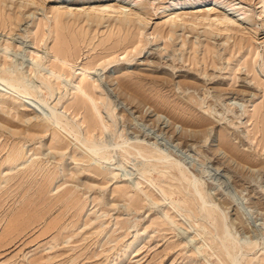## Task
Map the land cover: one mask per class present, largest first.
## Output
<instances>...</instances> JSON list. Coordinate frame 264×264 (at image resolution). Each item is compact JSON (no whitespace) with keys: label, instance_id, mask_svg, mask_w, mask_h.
Instances as JSON below:
<instances>
[{"label":"rangeland","instance_id":"rangeland-1","mask_svg":"<svg viewBox=\"0 0 264 264\" xmlns=\"http://www.w3.org/2000/svg\"><path fill=\"white\" fill-rule=\"evenodd\" d=\"M60 1L0 6V76L27 85L0 80V264H264V0H226L242 23L211 33L187 24L211 1L181 0L172 30L168 0H137L144 22L122 25ZM152 110L175 132L139 117ZM125 137L169 160L87 152Z\"/></svg>","mask_w":264,"mask_h":264},{"label":"bare ground","instance_id":"bare-ground-1","mask_svg":"<svg viewBox=\"0 0 264 264\" xmlns=\"http://www.w3.org/2000/svg\"><path fill=\"white\" fill-rule=\"evenodd\" d=\"M29 1L32 2L33 0H29ZM69 1L70 0H61L60 1L62 3V5L64 4V6H62V7L63 8H66V10L62 11V13H64V14L70 13V11H71V9H70V4L71 3ZM96 1H97V4H94L92 6H88L87 8H84V9L77 10V13L79 14V16L80 15H83L86 19L92 21V20H97L100 17H107L110 14L112 15V13H116L117 18H118L117 20H118L119 25H122V23H129V22H132L133 23L135 21H137V22L140 23V22H144V20H145L144 14L142 12H140L139 10L135 9V7H134L135 4L137 3L136 2L137 0H117L116 1L117 3H110L109 2L110 0H96ZM180 1L181 0H168V5H166L163 8V9L166 8L165 11L167 12V14L166 15H163V16H165V17L168 18L169 21H166V23H168V25L170 26V29L171 30L175 26V23H176V21H177V19L179 17V15L171 16V14L173 13V11H171V10L175 7L176 4L180 3ZM209 1L214 2L213 3L214 6H210L208 9H205V11H203L202 13H196V14L193 13V14H191L190 19L187 20V24L190 27H195V26H197L199 24H204L205 27H207L208 33H211L213 31H216V32H230L233 29L234 26H238L239 27L241 25V23H242L241 20H242V17L244 18L245 14H246V10H244L241 7H239L237 5V3L226 2V0H188L186 2V5H187L186 8L187 9L188 8L196 9V5L198 3H200V2H209ZM190 2H191V5L188 6V4ZM5 3H6L5 0H0V6H2L3 8L6 6ZM10 20H13V23H15L16 20H20V17L19 16H16V18H15V17H11L10 16ZM72 38H73V36H72ZM258 53H259V51L257 52V54ZM62 64H66V62H62ZM62 67H63V65H62ZM58 68H57V70H58ZM84 70L82 71V78H81V81L82 82H83V80H84V78L86 76V73H85ZM56 77L58 78V77H60V75L57 74ZM194 79L195 80L192 81L193 83L192 82H190V83H192V85L195 86L194 88H196L198 86L197 85L198 84V82H197L198 80L196 78H194ZM0 80L1 81L2 80L5 81V83L7 84L8 87L13 88L17 92V93L15 92L16 94H18V93L19 94L20 93H24L27 90V85L24 83V80L21 77H19V76H15V78H13V80H10V81H9V79L7 80V79H5V78H3V77L0 76ZM123 81H125V80H123ZM44 85H45L47 91L50 93L51 87L53 86L52 82L51 81H47ZM81 87H84V86L82 85ZM77 88H80V87L77 86ZM247 89H249L247 86H243L242 89H240V93L246 92ZM26 93H27V91H26ZM123 93L125 95L127 94L125 92H123ZM84 94L87 95L85 92H84ZM253 94H255V93H253ZM92 102L94 103V100L93 99H92ZM183 102H184V100H183ZM96 110H97V108H96ZM53 113H54V111H52V116L55 117L54 116L55 114H53ZM50 115H51V113H50ZM122 116H124V115L122 114ZM153 116H155V117L153 118ZM139 117H141L143 120H146L148 122H151L154 126L158 122L161 123V124L162 123H165V126H163V127L157 125V129H160V131L164 130L165 127H167L169 129V131H171L173 133L175 132V130H174V126L176 125L175 120H173L171 118H167L166 120L165 119H162V116L160 115V113L158 111H155V110H152L150 112L145 111L143 114L141 113L139 115ZM55 119H56V123L59 124V121L57 120L56 117H55ZM55 119H53V121ZM102 122H103V128H104V130L108 132L109 131V128L104 123L103 119H102ZM36 130H38V129H36ZM39 130H42V129H39ZM189 132L190 131H188L187 129H185L183 131V135L188 134ZM142 135H143V133L140 134V136H142ZM136 137H137V139L139 138V136H136ZM222 137H223V135H222ZM186 140H188V139H186ZM129 144H132V143H130V141L126 137L121 142H116L114 144H96V143H91L90 145L87 146V148H88V151L87 152H89V154L92 155V156H96V157H99V158H103L104 153L106 152V150H108V151H110V150L113 151L114 150L115 151L116 149L117 150L120 149V150H124V153H126L128 156L129 155L130 156H138V159L141 160V163H143V164L147 163L149 165H153V161L154 162L156 161L157 163H163L167 159L169 160V158H168L169 155L166 154V153L165 154L162 153L160 151V149L158 147H156V146H155L156 147L155 150L157 151L156 155H147L143 151L139 150V147L142 148L143 150H146V148H147L145 145H143L142 142H139L138 141L135 144H133V147L134 148L137 147V150L136 151H134V149H131L130 147H132V146H130ZM128 146H130V147H128ZM81 148H82V146H81ZM105 155H106V153H105ZM148 158L149 159L152 158L153 161H151V159L149 160ZM167 162H169V161H167ZM177 164H178V162H177ZM197 181L198 180L196 179V177L191 180V183L193 184L194 189H195V185H196ZM195 190H196V193H197L198 190L197 189H195ZM197 195H200V198H201V193L199 191H198V194ZM202 202H205V201H202ZM203 205H204V203H203ZM204 208L205 207H203L201 210H203ZM227 239H228V241H227ZM224 245L225 246L226 245H229L230 247H232V250H233V249H236L237 248V245L238 244H236V241H234V238L233 237H230V239L229 238H225ZM238 251H239V249H238ZM227 254L228 253L226 252V255ZM228 257H230V256H228ZM237 257H238L237 256V252L235 251V253L230 257V262L232 264L239 263Z\"/></svg>","mask_w":264,"mask_h":264}]
</instances>
